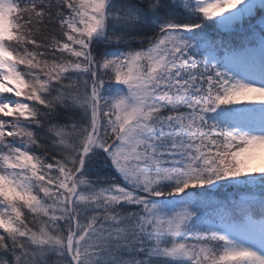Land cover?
I'll return each instance as SVG.
<instances>
[{
    "label": "snow or ice",
    "instance_id": "obj_1",
    "mask_svg": "<svg viewBox=\"0 0 264 264\" xmlns=\"http://www.w3.org/2000/svg\"><path fill=\"white\" fill-rule=\"evenodd\" d=\"M0 14V264H264V168L248 165L264 112L208 115L264 102L237 75L264 64V0H0ZM238 25L247 55L226 39Z\"/></svg>",
    "mask_w": 264,
    "mask_h": 264
},
{
    "label": "rangeland",
    "instance_id": "obj_2",
    "mask_svg": "<svg viewBox=\"0 0 264 264\" xmlns=\"http://www.w3.org/2000/svg\"><path fill=\"white\" fill-rule=\"evenodd\" d=\"M2 16V14H0ZM238 30H235L236 34H247L249 33L248 38L238 40L243 35H235L236 39L231 41L233 49L237 51L241 55H247V49H249L250 38L253 31L252 26L248 25H238ZM236 28V29H237ZM193 32H199L198 29L193 30ZM227 39V37H226ZM237 75L243 79L245 82H248L257 87H264V64L260 62H256L255 65L245 64L241 67V69L237 72ZM119 90L126 92V86L123 88H119ZM120 92L118 89L111 92L110 96L118 95ZM264 112V102L258 101H241V102H233L228 105H224L221 109H218L216 112L209 113V117L215 120H227L228 118H232V122H240L239 118L248 116L250 114ZM249 127H252L254 130H259V126L256 124L249 123ZM248 165L250 168H264V149H257L255 153L248 158ZM210 191H220L218 189H210ZM223 191H228L224 189ZM180 199H169L162 201L166 203L168 207H173ZM161 202V201H157Z\"/></svg>",
    "mask_w": 264,
    "mask_h": 264
},
{
    "label": "trees",
    "instance_id": "obj_3",
    "mask_svg": "<svg viewBox=\"0 0 264 264\" xmlns=\"http://www.w3.org/2000/svg\"><path fill=\"white\" fill-rule=\"evenodd\" d=\"M119 2H120V0H113V3H119ZM184 19H186V18L182 16L181 20H184ZM249 26H251V25H248V27ZM193 30H195V29H193ZM236 30H238V28ZM235 32L236 31H234L232 36H228L230 41H234V39H236L235 35H243L241 38H238V40H241V39L244 40V39L248 38V36H249V34H236ZM133 44H134V46H138L139 41H134ZM97 47H98L100 52H103L107 48L109 51H113V52H116L118 54V50H119L114 45H105L103 40L100 41V43L97 45ZM123 86L124 85L122 83H119V82H107V84L105 86V95L110 96L112 91L119 89V88H123ZM73 115L79 119L82 117L83 114L77 110L75 113L67 114L65 116V120L70 122ZM113 171H115V170L113 169ZM120 179H122V177H120ZM165 191H167V189H165ZM182 195L183 194H173L172 196L157 197L154 199L156 201L162 202V201L169 200V199H180V197ZM153 259L155 261V264H163V258H155L154 257Z\"/></svg>",
    "mask_w": 264,
    "mask_h": 264
},
{
    "label": "clouds",
    "instance_id": "obj_4",
    "mask_svg": "<svg viewBox=\"0 0 264 264\" xmlns=\"http://www.w3.org/2000/svg\"><path fill=\"white\" fill-rule=\"evenodd\" d=\"M254 147H256V146H254Z\"/></svg>",
    "mask_w": 264,
    "mask_h": 264
},
{
    "label": "bare ground",
    "instance_id": "obj_5",
    "mask_svg": "<svg viewBox=\"0 0 264 264\" xmlns=\"http://www.w3.org/2000/svg\"><path fill=\"white\" fill-rule=\"evenodd\" d=\"M259 102V101H258Z\"/></svg>",
    "mask_w": 264,
    "mask_h": 264
}]
</instances>
